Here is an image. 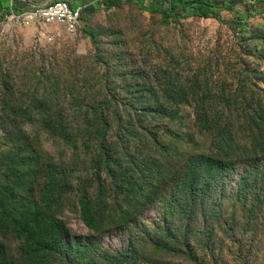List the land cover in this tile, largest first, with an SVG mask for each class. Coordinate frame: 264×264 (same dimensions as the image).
<instances>
[{"label":"trees","instance_id":"obj_1","mask_svg":"<svg viewBox=\"0 0 264 264\" xmlns=\"http://www.w3.org/2000/svg\"><path fill=\"white\" fill-rule=\"evenodd\" d=\"M133 1L166 22L190 16L219 20V12L235 4L98 0L81 12V20L95 9ZM178 2L184 6L176 11ZM13 10L9 0H0V13ZM13 90L0 84V264H145L155 252L187 259L199 256V249L223 264L227 256H254L256 236L248 238L239 228L251 222L253 201L264 194V101L240 105L244 117L238 119L232 115L234 103L206 105L211 116L202 127L212 138L201 149L188 121L178 117L183 104L177 101L143 98L128 114L96 111L55 122L30 116L36 106L48 114L53 93L40 101H8ZM37 121L68 154H48L38 132L33 151H22L17 141L29 137L26 124ZM240 123L247 126L244 139L237 137ZM180 143L189 149L181 151ZM252 180L261 183L255 191H249ZM157 183L164 184L165 193ZM113 199L122 201L125 211L114 214ZM156 203L157 218L148 222L144 213L142 223L141 207ZM66 211L77 213L92 233L74 234L61 218ZM112 231L122 235L120 249L104 245ZM227 238L232 245L225 244Z\"/></svg>","mask_w":264,"mask_h":264},{"label":"rangeland","instance_id":"obj_2","mask_svg":"<svg viewBox=\"0 0 264 264\" xmlns=\"http://www.w3.org/2000/svg\"><path fill=\"white\" fill-rule=\"evenodd\" d=\"M66 1L85 11L98 0ZM220 1L230 0H211L213 4ZM177 5L176 11L184 6L181 2ZM20 6L13 10L15 15L31 9L30 5ZM219 13V20L190 16L166 22L161 14L141 9L137 1L123 2L90 12L81 20L79 32L69 35L55 25L11 24L6 18L11 13L1 11L0 84L7 82L14 87V96L5 99L40 101L55 95L48 114L38 106L30 109L32 119L50 117L55 122L96 111L128 114L129 107L143 98L177 101L183 104L178 117L188 121L191 132L199 139V148L208 147L212 136L202 127L211 116L206 105L234 103L232 115L238 119L244 117L240 105L264 101V0H235L232 7ZM237 127V137L244 139L247 126L240 123ZM25 129L29 137L17 141L23 152L33 151L32 137L38 132L48 154H68L65 145L39 121L32 126L26 124ZM179 148L189 149L185 143H180ZM250 184L249 191H255L261 183L252 180ZM156 186H160V194L162 187L166 192L164 184ZM133 194L137 197V190ZM225 199L229 205L228 195ZM111 206L116 215L126 209L120 200H111ZM141 209V222L146 221L144 213L148 222H153L160 205ZM233 209L243 213L230 207ZM250 214L247 216L251 222L244 221L239 229H245L248 238L256 236L254 256H227V264H264V194L253 201ZM61 218L74 234L92 233L77 213L66 211ZM125 226L130 230L131 226ZM115 231L105 236L104 245L120 249L123 238ZM124 236L129 237V233ZM224 241L232 245L229 238ZM198 253L185 259L155 252L145 264H223L206 259L201 249Z\"/></svg>","mask_w":264,"mask_h":264},{"label":"built area","instance_id":"obj_3","mask_svg":"<svg viewBox=\"0 0 264 264\" xmlns=\"http://www.w3.org/2000/svg\"><path fill=\"white\" fill-rule=\"evenodd\" d=\"M81 8H72L66 0H50L41 5L31 7L29 11L15 15L11 13L6 16L11 24L24 27L32 25L58 26L69 35H76L80 30Z\"/></svg>","mask_w":264,"mask_h":264},{"label":"crops","instance_id":"obj_4","mask_svg":"<svg viewBox=\"0 0 264 264\" xmlns=\"http://www.w3.org/2000/svg\"><path fill=\"white\" fill-rule=\"evenodd\" d=\"M21 1L22 2L15 0V3H14V0H9V4L10 5L14 4V6L16 8H21L20 5H22V7L27 6V5H30L31 7H34L36 5L45 4V3L49 2L50 0H47L46 2H43V3H35V2H31V1L29 3V1H26V0H21ZM10 13H14V12L13 11H10Z\"/></svg>","mask_w":264,"mask_h":264}]
</instances>
